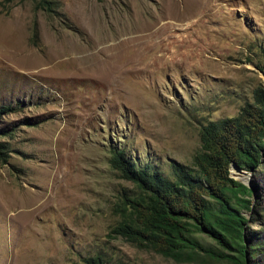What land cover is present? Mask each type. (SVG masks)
<instances>
[{"label":"rangeland","instance_id":"obj_1","mask_svg":"<svg viewBox=\"0 0 264 264\" xmlns=\"http://www.w3.org/2000/svg\"><path fill=\"white\" fill-rule=\"evenodd\" d=\"M263 83L264 0H0V264H234L113 231L139 191L108 157L172 177L171 164L191 166L200 126ZM261 160L228 167L250 190L230 195L248 264H264Z\"/></svg>","mask_w":264,"mask_h":264},{"label":"trees","instance_id":"obj_2","mask_svg":"<svg viewBox=\"0 0 264 264\" xmlns=\"http://www.w3.org/2000/svg\"><path fill=\"white\" fill-rule=\"evenodd\" d=\"M38 8L51 9V0H36ZM199 146L191 166L173 163L169 177L146 165L136 166L113 150L111 167L138 188L128 199L130 214L112 230L175 259L200 249L207 254L229 258L234 264H248L244 256L245 216L230 201L237 191L250 192L242 181L228 174L229 165L256 169L264 154V83L252 89V100L244 101L235 115L209 120L198 131ZM0 140V161H5ZM230 192V193H229ZM245 203V199L235 197ZM205 233L221 246L236 253L215 252L192 234ZM86 264H100L98 255L86 257Z\"/></svg>","mask_w":264,"mask_h":264},{"label":"bare ground","instance_id":"obj_3","mask_svg":"<svg viewBox=\"0 0 264 264\" xmlns=\"http://www.w3.org/2000/svg\"><path fill=\"white\" fill-rule=\"evenodd\" d=\"M144 27H146L144 24L142 25V26H140L139 28H142V30L144 29ZM134 28V27H133ZM160 29V27L157 29V30H159ZM125 30H127V29H125ZM127 32V31H126ZM131 39V38H130ZM128 40V39H127ZM237 173V172H236ZM238 174V173H237ZM235 178V177H234ZM239 179V178H238Z\"/></svg>","mask_w":264,"mask_h":264},{"label":"water","instance_id":"obj_4","mask_svg":"<svg viewBox=\"0 0 264 264\" xmlns=\"http://www.w3.org/2000/svg\"><path fill=\"white\" fill-rule=\"evenodd\" d=\"M232 166H233V164H232ZM236 169H237V167L236 166H234ZM240 181H242L241 179H240ZM243 183H244V181H242Z\"/></svg>","mask_w":264,"mask_h":264}]
</instances>
